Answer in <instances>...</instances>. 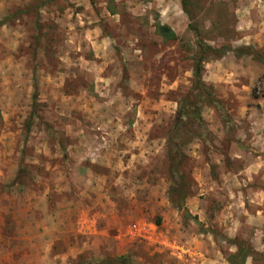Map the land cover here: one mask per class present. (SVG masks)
Segmentation results:
<instances>
[{
	"label": "rangeland",
	"instance_id": "1",
	"mask_svg": "<svg viewBox=\"0 0 264 264\" xmlns=\"http://www.w3.org/2000/svg\"><path fill=\"white\" fill-rule=\"evenodd\" d=\"M187 9L192 20L181 0H0V264H264V66L232 51L264 58V0ZM190 25L221 49L203 72L217 102L177 132Z\"/></svg>",
	"mask_w": 264,
	"mask_h": 264
},
{
	"label": "trees",
	"instance_id": "2",
	"mask_svg": "<svg viewBox=\"0 0 264 264\" xmlns=\"http://www.w3.org/2000/svg\"><path fill=\"white\" fill-rule=\"evenodd\" d=\"M183 10L187 14V16L192 20L191 14L187 9V0H181ZM191 29L194 31L197 38V51L194 57V67H193V87L190 93L186 95L179 103V108L176 113V121L174 123V130L180 131L186 127V120L189 121L196 119L200 122L202 121V117L200 116V108L201 104L205 101L206 103L211 104L216 103V98L212 93V89L209 88L207 90L206 85L203 81V72L205 62L209 55L213 53L221 52V49H215L201 40V33L198 29L193 28L190 25ZM157 33L165 40V41H176L177 35L172 30L171 27L163 24L156 25ZM232 50V49H230ZM236 57L250 56L252 58L258 59L264 66V58L260 56L254 48L252 47H244L232 50ZM210 90V91H209ZM34 101L37 99L36 93L33 96ZM203 98V99H202ZM172 158V157H171ZM173 164L175 158L170 159ZM189 197V193L187 192L184 186L176 187L172 186L169 190V200L174 208L179 211H186L185 200ZM240 254L241 253L240 251ZM243 258H247V255H243ZM84 264H134L131 257L120 256L113 260H102V261H89Z\"/></svg>",
	"mask_w": 264,
	"mask_h": 264
},
{
	"label": "crops",
	"instance_id": "3",
	"mask_svg": "<svg viewBox=\"0 0 264 264\" xmlns=\"http://www.w3.org/2000/svg\"><path fill=\"white\" fill-rule=\"evenodd\" d=\"M260 192L262 194H264V189L260 190ZM260 201H261V203H264V195H262V199ZM194 241H197V239H192L189 243H193ZM182 249L184 251H188L190 253V255H193V254L196 253V250L194 248H192V247H189V246H188V248L187 247L186 248L183 247ZM211 262H212V264H219L218 261H216V260H212Z\"/></svg>",
	"mask_w": 264,
	"mask_h": 264
}]
</instances>
